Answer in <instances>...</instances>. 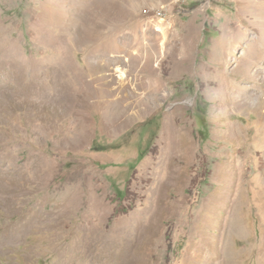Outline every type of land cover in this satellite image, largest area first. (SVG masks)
<instances>
[{"label":"rangeland","instance_id":"1","mask_svg":"<svg viewBox=\"0 0 264 264\" xmlns=\"http://www.w3.org/2000/svg\"><path fill=\"white\" fill-rule=\"evenodd\" d=\"M0 264H264V0H0Z\"/></svg>","mask_w":264,"mask_h":264},{"label":"crops","instance_id":"2","mask_svg":"<svg viewBox=\"0 0 264 264\" xmlns=\"http://www.w3.org/2000/svg\"><path fill=\"white\" fill-rule=\"evenodd\" d=\"M188 137H189V136H186V135H185V136L183 137V139H182V142L186 143V142L188 141ZM186 140H187V141H186ZM194 160H197V159H196V154L194 155ZM194 160H193V161H194ZM195 162H196V161H195ZM195 172H196V170L194 169V170L192 171V176H194ZM193 179H194V177H193Z\"/></svg>","mask_w":264,"mask_h":264},{"label":"bare ground","instance_id":"3","mask_svg":"<svg viewBox=\"0 0 264 264\" xmlns=\"http://www.w3.org/2000/svg\"><path fill=\"white\" fill-rule=\"evenodd\" d=\"M119 77H120V79H122V78L124 77V74L121 72V73L119 74Z\"/></svg>","mask_w":264,"mask_h":264}]
</instances>
